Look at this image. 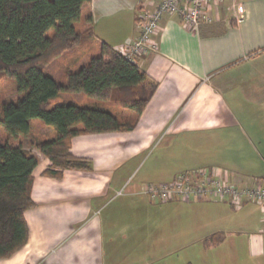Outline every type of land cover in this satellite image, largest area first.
Here are the masks:
<instances>
[{
    "label": "crops",
    "instance_id": "1",
    "mask_svg": "<svg viewBox=\"0 0 264 264\" xmlns=\"http://www.w3.org/2000/svg\"><path fill=\"white\" fill-rule=\"evenodd\" d=\"M103 1L85 4L80 21L95 18ZM142 1L129 0L136 14L126 31H95L93 20L96 48L70 68L99 55V41L117 49L137 37ZM211 2L215 19L199 28H184L177 16L162 20L158 50L137 62L158 88L133 130L72 139V153L89 159L90 170H65L61 179L46 176L50 160L28 141L53 138L55 131L39 121L32 123L29 139L16 140L39 160L33 171L35 206L25 212L27 245L0 264H264L259 205L160 202L141 194L145 185L181 173L164 158L178 168H220L232 182L264 178V0ZM70 94L76 93L59 94L52 106L87 103L124 112L81 93L75 102ZM164 207L193 214H161Z\"/></svg>",
    "mask_w": 264,
    "mask_h": 264
},
{
    "label": "trees",
    "instance_id": "2",
    "mask_svg": "<svg viewBox=\"0 0 264 264\" xmlns=\"http://www.w3.org/2000/svg\"><path fill=\"white\" fill-rule=\"evenodd\" d=\"M91 2L0 0V81L11 80L16 91L13 99L0 97V128L6 134L0 136V259L12 257L28 243L25 212L35 206L33 171L39 163L32 151L10 139H29L32 123L41 121L55 131L50 139H29L51 162L44 174L61 179L65 170L88 171L91 161L72 153V139L133 130L158 88L136 62L104 41H99V55L87 64L60 75L52 72L55 63L75 56L86 41L95 39L91 16L84 29L76 28L82 7ZM63 92L109 101L124 112L115 115L74 103L52 106Z\"/></svg>",
    "mask_w": 264,
    "mask_h": 264
},
{
    "label": "built area",
    "instance_id": "3",
    "mask_svg": "<svg viewBox=\"0 0 264 264\" xmlns=\"http://www.w3.org/2000/svg\"><path fill=\"white\" fill-rule=\"evenodd\" d=\"M211 1L217 6L223 3V0H143L142 13L137 19L138 36L116 50L137 63L141 57L158 50L156 35L165 16H177L186 29L199 28L215 19ZM122 194L123 191L118 193ZM141 194L160 202L209 200L227 202L236 208L255 204L261 207L264 222V178L258 182H232L217 167L194 169L178 174L171 181L149 183L141 189ZM260 234L264 245V229Z\"/></svg>",
    "mask_w": 264,
    "mask_h": 264
},
{
    "label": "rangeland",
    "instance_id": "4",
    "mask_svg": "<svg viewBox=\"0 0 264 264\" xmlns=\"http://www.w3.org/2000/svg\"><path fill=\"white\" fill-rule=\"evenodd\" d=\"M135 11H133L131 9L129 0H104L102 3L97 4L96 7V15L95 18H93L94 20V26H95V31L102 29V30H111L112 32H122V31H126L128 29H130L131 26H133V24L135 23ZM88 16L83 17L82 21H79L76 23V28H78L79 30L84 29L85 27V23L87 22L86 18ZM96 19L98 21H96ZM97 41L95 39H91L89 41H86V43L80 47L75 56H69L66 57L64 59H61L58 61V63L54 64V67L51 69L52 72H56L57 75L62 74V72L64 70L67 69H71V64L76 61L75 57L77 58H81V57H85L88 54H92L94 48H96L97 45ZM89 56V55H88ZM95 56V55H93ZM73 59V61H72ZM72 95L73 100H76V94H70ZM16 96V91H15V84L8 79H2L0 81V97L4 98V99H13ZM76 102V101H75ZM99 102V101H98ZM80 106H88V104H79ZM94 106H98V105H94ZM101 106V105H99ZM113 107L110 106L107 110H109L110 112H112L115 115H119V111H121L120 109L114 108V110L112 109ZM41 122V121H39ZM42 123V122H41ZM0 136L1 137H5V134L3 132V130L0 128ZM23 141V140H22ZM11 142V140H10ZM18 141H12L11 144L13 145H17V146H23L24 143L22 142V145L20 143L17 144ZM20 142V141H19ZM30 142V141H28ZM158 155L159 152L155 153L151 159V161H155L156 159H158ZM162 160V159H161ZM165 160V161H164ZM188 160L187 158L184 159L183 164L185 163V161ZM172 160L171 158H164L163 159V163L165 162L166 166L168 164V168L171 170H175V172H190L192 171L191 169H193V165H187V166H183L181 165V167L179 166L176 167L174 166L176 164V161ZM151 163V162H150ZM147 165V164H146ZM146 165L144 166V168L146 167ZM192 167V168H191ZM197 167V166H196ZM191 168V169H190ZM167 169V167H166ZM180 174V173H179ZM165 208V207H164ZM180 210L177 211H173L171 208H165L163 209L160 213L162 214H170V213H175V214H179L180 216H187L190 214H193L192 210H189L188 208L185 207H181L179 208ZM200 212V211H198Z\"/></svg>",
    "mask_w": 264,
    "mask_h": 264
}]
</instances>
